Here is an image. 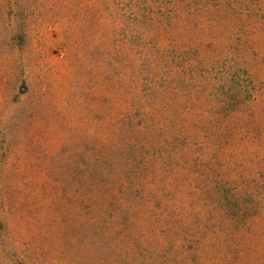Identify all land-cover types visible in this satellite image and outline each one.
Segmentation results:
<instances>
[{
	"label": "trees",
	"instance_id": "1",
	"mask_svg": "<svg viewBox=\"0 0 264 264\" xmlns=\"http://www.w3.org/2000/svg\"><path fill=\"white\" fill-rule=\"evenodd\" d=\"M105 9L104 136L88 157L74 145L73 168L0 170L2 186L35 185L47 198L32 233L18 193L6 194L15 206L0 236L6 256L264 264V0Z\"/></svg>",
	"mask_w": 264,
	"mask_h": 264
},
{
	"label": "rangeland",
	"instance_id": "2",
	"mask_svg": "<svg viewBox=\"0 0 264 264\" xmlns=\"http://www.w3.org/2000/svg\"><path fill=\"white\" fill-rule=\"evenodd\" d=\"M105 2L0 0V170L73 168L66 157L77 142L88 157L102 140ZM261 24L264 36V16ZM10 191L27 208V230L41 232L47 198L39 188L0 183V236L14 213ZM0 264H15L1 240Z\"/></svg>",
	"mask_w": 264,
	"mask_h": 264
}]
</instances>
